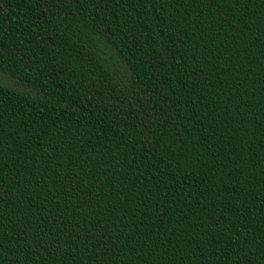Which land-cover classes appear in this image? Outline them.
I'll use <instances>...</instances> for the list:
<instances>
[{
  "label": "trees",
  "instance_id": "obj_1",
  "mask_svg": "<svg viewBox=\"0 0 264 264\" xmlns=\"http://www.w3.org/2000/svg\"><path fill=\"white\" fill-rule=\"evenodd\" d=\"M0 264H264V0H0Z\"/></svg>",
  "mask_w": 264,
  "mask_h": 264
},
{
  "label": "rangeland",
  "instance_id": "obj_2",
  "mask_svg": "<svg viewBox=\"0 0 264 264\" xmlns=\"http://www.w3.org/2000/svg\"><path fill=\"white\" fill-rule=\"evenodd\" d=\"M0 82L2 83V82H3V80H2V79H0Z\"/></svg>",
  "mask_w": 264,
  "mask_h": 264
}]
</instances>
